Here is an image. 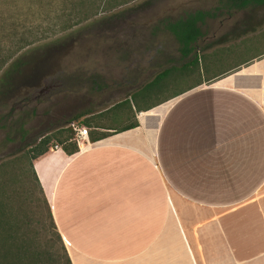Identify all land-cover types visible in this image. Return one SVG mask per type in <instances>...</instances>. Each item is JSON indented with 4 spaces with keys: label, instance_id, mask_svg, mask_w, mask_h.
I'll use <instances>...</instances> for the list:
<instances>
[{
    "label": "crops",
    "instance_id": "0c3cea01",
    "mask_svg": "<svg viewBox=\"0 0 264 264\" xmlns=\"http://www.w3.org/2000/svg\"><path fill=\"white\" fill-rule=\"evenodd\" d=\"M197 52L149 108L138 87L130 109L83 110L86 140L33 161L70 264H264V50L209 72Z\"/></svg>",
    "mask_w": 264,
    "mask_h": 264
},
{
    "label": "rangeland",
    "instance_id": "374dc122",
    "mask_svg": "<svg viewBox=\"0 0 264 264\" xmlns=\"http://www.w3.org/2000/svg\"><path fill=\"white\" fill-rule=\"evenodd\" d=\"M116 1L120 5L98 12L94 23L23 49L20 57L25 64L16 75V88L0 96V163L17 173L7 193L12 204L14 194L20 196L27 233L30 228L38 233L45 220L41 203L28 197L30 190L34 193L27 182L31 147L45 134L48 150L53 148L73 115L102 111L149 81L167 61L177 62L178 44L160 20L172 21L195 10L209 13L198 23L201 36L193 51L197 56L199 50L198 61L206 72L264 50V6L237 9L223 0Z\"/></svg>",
    "mask_w": 264,
    "mask_h": 264
},
{
    "label": "trees",
    "instance_id": "16d2710c",
    "mask_svg": "<svg viewBox=\"0 0 264 264\" xmlns=\"http://www.w3.org/2000/svg\"><path fill=\"white\" fill-rule=\"evenodd\" d=\"M228 7L244 8L246 6H264V0H223ZM112 2H114L112 4ZM120 5L116 0H0V96L12 92L16 88V75L25 64L20 52L33 44L40 43L57 33L72 28H82L94 23V16L101 11ZM206 11L195 10L186 12L174 20L163 18L160 23L173 35L178 43L180 56H189L195 50V42L201 36L198 23L202 21ZM196 55L191 56L187 64L179 66V72L191 74L197 67ZM167 70L157 73L140 88L129 94V98L138 109L135 98L144 101L159 90L164 84ZM127 105L125 97L111 108ZM90 111H81L68 121L85 125L78 121ZM67 125L64 136L59 133L57 142L66 141L72 137V131ZM136 126L133 121L116 130H125ZM46 133V132H45ZM102 133L99 137L105 135ZM48 135L41 134L39 141L31 147L32 154L28 160L27 182L34 188L28 192L31 202H40L44 208L45 220L40 225V231L27 233L23 230L27 222L20 211L22 202L20 196L14 194L13 204L7 193L8 185L13 183L17 173L10 172L9 166L0 163V264H70L65 248L55 228L49 206L41 191L32 167V161L48 151ZM74 144V143H73ZM72 150H76L75 144ZM36 197L33 199V195ZM36 202V203H37ZM23 215V216H22ZM21 216V217H20ZM32 224V223H28Z\"/></svg>",
    "mask_w": 264,
    "mask_h": 264
},
{
    "label": "built area",
    "instance_id": "2783aa9c",
    "mask_svg": "<svg viewBox=\"0 0 264 264\" xmlns=\"http://www.w3.org/2000/svg\"><path fill=\"white\" fill-rule=\"evenodd\" d=\"M68 126L72 131V139L74 140L75 143H77L81 139L86 140L87 128L85 126L78 125L75 122H70Z\"/></svg>",
    "mask_w": 264,
    "mask_h": 264
}]
</instances>
